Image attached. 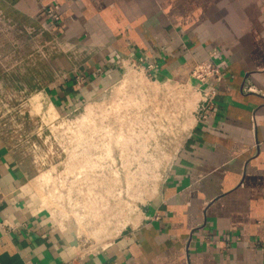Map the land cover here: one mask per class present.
Here are the masks:
<instances>
[{"label": "crops", "instance_id": "crops-1", "mask_svg": "<svg viewBox=\"0 0 264 264\" xmlns=\"http://www.w3.org/2000/svg\"><path fill=\"white\" fill-rule=\"evenodd\" d=\"M1 27L36 38L27 63L9 40V66L0 38V94H39L62 116L139 57L175 84L211 58L224 73L139 223L94 253L54 218L0 128V264H264V0H0Z\"/></svg>", "mask_w": 264, "mask_h": 264}, {"label": "rangeland", "instance_id": "rangeland-1", "mask_svg": "<svg viewBox=\"0 0 264 264\" xmlns=\"http://www.w3.org/2000/svg\"><path fill=\"white\" fill-rule=\"evenodd\" d=\"M0 38L7 41L8 66L10 39L17 41L12 52L26 63L35 50L32 31L1 27ZM200 101L194 89L129 65L109 93L64 118L39 94H0V128L34 169L40 198L54 218L96 248L139 223Z\"/></svg>", "mask_w": 264, "mask_h": 264}, {"label": "built area", "instance_id": "built-area-1", "mask_svg": "<svg viewBox=\"0 0 264 264\" xmlns=\"http://www.w3.org/2000/svg\"><path fill=\"white\" fill-rule=\"evenodd\" d=\"M55 20L57 21L58 18H55ZM129 65H131L132 67L133 66L141 67L142 69L146 71L148 76H152V72L157 68L155 64L148 63L146 59H144V57H139L135 59L133 62L129 63ZM223 73H224L223 70L219 68V66L216 65L213 59L211 58L202 63L197 64L190 79L186 83L183 84V85L190 87L192 91L194 89L195 92H197L201 96V101L198 106V111L196 113L195 119L190 118L193 115V111H190L189 119L187 118V121L189 122L187 136L189 132L192 130L193 123L195 121L199 122L201 120H205L208 118L209 116L208 112L213 109L216 91L215 90L206 91L205 86L210 84L212 81L217 82L221 80L223 78ZM84 79L85 78L83 76L78 77L79 83H83ZM54 110L56 109L54 108ZM56 113L58 114L59 117L62 116L60 113L57 112V110H56ZM62 117L64 118L67 116H62ZM127 229L125 228L123 231H120L113 239L111 238L107 239L105 243L106 245L102 247L87 248L86 244L83 242V240H81L82 238H79V237H77L76 244L82 251H88V252L94 253L100 250H104L107 247L111 246L117 238H119L124 232L127 231ZM106 264H116V263H106Z\"/></svg>", "mask_w": 264, "mask_h": 264}]
</instances>
